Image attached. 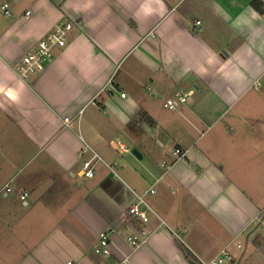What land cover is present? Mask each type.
<instances>
[{"label": "crops", "instance_id": "0c3cea01", "mask_svg": "<svg viewBox=\"0 0 264 264\" xmlns=\"http://www.w3.org/2000/svg\"><path fill=\"white\" fill-rule=\"evenodd\" d=\"M59 20L73 24L67 43L21 78V57ZM175 90L188 99L170 110ZM150 186L158 216L140 223L128 206ZM1 194L2 264H192L183 247L197 263L224 246L233 264H264L262 12L251 0H0Z\"/></svg>", "mask_w": 264, "mask_h": 264}, {"label": "built area", "instance_id": "2783aa9c", "mask_svg": "<svg viewBox=\"0 0 264 264\" xmlns=\"http://www.w3.org/2000/svg\"><path fill=\"white\" fill-rule=\"evenodd\" d=\"M262 1L264 15V0ZM8 4L4 3L1 8L4 12L8 13L7 10ZM196 25L199 24V21H196ZM73 24L70 21L59 20L55 26L38 42L33 46V48L26 52L16 65L15 69L17 74L21 78H29L39 71L43 70L47 61L51 58L55 48H60L65 46L69 38L70 31L72 30ZM121 95H124L122 93ZM188 99V95L185 92L175 90L172 93L166 95L163 98V106L167 109L173 110L178 107L180 103L185 102ZM68 117H64L65 124L69 122ZM117 146L121 151H127L128 147L121 143L117 142ZM181 151L179 148H176L173 151L174 155H180ZM99 159L97 154H94L90 158L84 159L81 163L80 174L84 176H92L93 169L92 163L94 160ZM11 182L8 181L3 189L5 192L11 190ZM155 189L150 186L143 193H135V201L128 206V212L134 218L138 219L140 223H145L149 219V214L156 215L153 208L148 204L145 199L147 193H154ZM28 192L24 189L19 188V198L21 200H26ZM114 229H108L102 231L99 236V241L97 246L94 248V253L100 256V258L106 257L110 254V234ZM147 230L145 228H140L139 230H130L127 232L126 239L132 246H138L140 243L144 242L147 238ZM240 246V244H238ZM198 264H233L232 254L228 246L221 248L212 258L209 260L198 259ZM66 264H77L73 260H67ZM97 264H104L103 259H100Z\"/></svg>", "mask_w": 264, "mask_h": 264}, {"label": "trees", "instance_id": "16d2710c", "mask_svg": "<svg viewBox=\"0 0 264 264\" xmlns=\"http://www.w3.org/2000/svg\"><path fill=\"white\" fill-rule=\"evenodd\" d=\"M251 4L257 8L260 12L263 11V5H262V1L261 0H251ZM184 253L185 255L190 259L192 264H197L195 262V258H193V256H191L190 252L187 251L184 247H183Z\"/></svg>", "mask_w": 264, "mask_h": 264}, {"label": "rangeland", "instance_id": "374dc122", "mask_svg": "<svg viewBox=\"0 0 264 264\" xmlns=\"http://www.w3.org/2000/svg\"><path fill=\"white\" fill-rule=\"evenodd\" d=\"M122 139H123V138H122ZM120 140H121V139H120ZM123 140H125V139H123ZM121 141H122V140H121ZM125 142L127 143L126 140H125ZM132 150H133V148L130 147V148H129V151H132ZM29 164H30V163H28V164H27V163H26V164H23V165H22L23 167L21 168V171L24 172V171L28 168ZM22 172H21V173H22ZM11 185H12V183H11ZM0 197H2V194L0 195ZM0 220H1V218H0ZM0 223H1V221H0ZM18 248H19V245H18ZM0 264H2V263L0 262Z\"/></svg>", "mask_w": 264, "mask_h": 264}, {"label": "water", "instance_id": "95a60500", "mask_svg": "<svg viewBox=\"0 0 264 264\" xmlns=\"http://www.w3.org/2000/svg\"><path fill=\"white\" fill-rule=\"evenodd\" d=\"M133 153L139 156V154H137V151L136 150H133Z\"/></svg>", "mask_w": 264, "mask_h": 264}]
</instances>
